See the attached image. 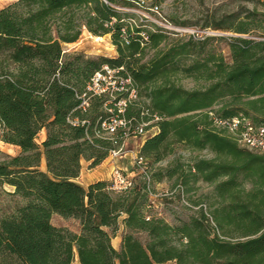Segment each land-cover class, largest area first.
Returning a JSON list of instances; mask_svg holds the SVG:
<instances>
[{
	"label": "trees",
	"instance_id": "1",
	"mask_svg": "<svg viewBox=\"0 0 264 264\" xmlns=\"http://www.w3.org/2000/svg\"><path fill=\"white\" fill-rule=\"evenodd\" d=\"M131 2L10 0L0 8V140L19 147L14 155L0 151V183L22 199L0 215V264L75 257L79 264H264V152L238 142L246 122L264 126V0L213 19L210 27L227 35L171 41L155 23H133L135 13L117 8ZM83 27L109 33L116 55L64 51ZM104 66L116 70L115 83L92 93ZM184 78L194 85L183 86ZM131 89L123 115L156 127L138 150L149 189L139 174L128 190L111 188L109 179L84 187L75 180L81 160L94 167L123 141L122 129L108 134L101 122ZM177 143L212 156L177 159L153 174L149 160H163ZM163 176L180 180L176 192L191 180L208 183V203L194 202V213L176 223L151 212L152 182ZM53 213L76 218L80 230L54 225ZM121 225L116 249L111 239Z\"/></svg>",
	"mask_w": 264,
	"mask_h": 264
},
{
	"label": "rangeland",
	"instance_id": "2",
	"mask_svg": "<svg viewBox=\"0 0 264 264\" xmlns=\"http://www.w3.org/2000/svg\"><path fill=\"white\" fill-rule=\"evenodd\" d=\"M6 5L10 0H4ZM132 4L117 5V8L125 11L135 13L136 17L128 18L131 22L144 21L146 23H155L167 33L169 40L177 38H188L192 36L194 39H201L203 35H227L228 32L215 30L210 27L213 19L218 18L220 15L228 13L238 7L245 5L249 0H131ZM5 6V5H4ZM134 23V22H133ZM150 25V24H148ZM217 45L228 55V48L224 42ZM64 51H82L85 55L95 57L99 55L114 56L116 50L111 42L110 34L93 35L85 27L82 28L81 34L74 42L63 43ZM180 82L185 87H192L193 81L190 79H181ZM144 99V96L141 97ZM156 127L153 122L149 123L148 131L141 138L145 139ZM45 130L39 131L36 137L37 143H41L44 139ZM140 139L138 137H129L125 142V148L131 153L129 156H123L119 159L128 161L132 160L133 154L138 149ZM0 151L3 153L14 155L19 151V147L0 140ZM132 156V157H131ZM212 153L207 150L191 151L181 143L174 145L173 153L165 157L163 160L150 162L149 167L154 174L160 168L165 166L174 165L178 159L180 162L189 163L195 157H211ZM84 163V162H83ZM113 164L105 165V168L100 169L99 175H108L110 168ZM114 165L122 168L124 171L133 174L132 169H124V165L117 159ZM114 166V167H115ZM40 167L45 168L44 160H42ZM85 172L88 171V165L83 164ZM180 182L176 176L168 177L163 176L160 180L154 179L152 182L154 193L158 196L154 200L151 212L163 216L170 223H176L180 220L187 219L189 215L194 213L196 206H192L194 202L208 203V196L212 190V186L201 180L193 182L190 181L188 190H184L183 196L185 203L180 195L174 189L175 184ZM187 187V186H185ZM13 188L7 183H0V215L11 212L17 205L21 204L22 199L19 195L12 193ZM167 193L162 195V193ZM59 219L63 225H69L71 228L77 227V222L71 217H63L58 213L54 214L53 220ZM139 237L144 240V235L140 234ZM75 258L71 264H79ZM164 264H172L170 262Z\"/></svg>",
	"mask_w": 264,
	"mask_h": 264
},
{
	"label": "built area",
	"instance_id": "3",
	"mask_svg": "<svg viewBox=\"0 0 264 264\" xmlns=\"http://www.w3.org/2000/svg\"><path fill=\"white\" fill-rule=\"evenodd\" d=\"M115 69H111L108 66H104L102 70L97 71L91 80V83L88 86V89L92 93H105L108 90V86H113L115 81L114 78L117 77L114 75ZM135 96V90L131 89L128 96L125 98H121L117 101V109L107 108L109 114L102 119L101 127L106 131V133L111 134L118 129H122L123 131V141L122 143L109 151L108 157L116 158L122 157L127 149L125 148V141L129 137H142L148 131L147 125L150 121L137 120L129 117H125L123 115L124 106L128 98ZM113 97V96H112ZM87 97H84L81 105L86 106ZM239 122V118L235 117L232 119V123L230 124V129H234L236 124ZM238 142L241 146L246 147L248 149L256 150L259 152H264V126L253 127L250 123H245V128L238 134ZM132 166H133V174L124 171L120 167H113L110 171L109 180L111 182V188L115 190H128L134 185V178L136 175H141L145 177L148 183L149 189V181H150V172L147 166V162L145 157L140 155L138 151H135L132 157ZM178 191L180 192L182 200L188 204L186 199L183 196V189L181 185H178ZM151 194V203L154 204V199L158 196L157 193ZM167 193H162V195H166Z\"/></svg>",
	"mask_w": 264,
	"mask_h": 264
},
{
	"label": "crops",
	"instance_id": "4",
	"mask_svg": "<svg viewBox=\"0 0 264 264\" xmlns=\"http://www.w3.org/2000/svg\"><path fill=\"white\" fill-rule=\"evenodd\" d=\"M4 5H6V3H5V1L4 0H0V8L1 7H3ZM156 131V130H155ZM155 131H153V132H155ZM152 132V133H153ZM44 137H45V133H44ZM140 139V142H139V144H138V149H136V151H138L139 150V147L141 146V144H142V142H143V140L144 139H142L141 140V138H139ZM126 142V141H125ZM15 146V145H14ZM17 147V146H16ZM131 152V151H130ZM130 152H125L124 153V155L123 156H126L127 154L130 156L131 155V153ZM122 156V157H123ZM132 157V156H131ZM119 158H121V157H116V158H110V157H107L106 159H104L100 164H98V165H96V166H94V167H89L88 166V171H90V172H85L84 171V168H83V164L85 163L86 165H88L89 164V161H87V160H85V159H82L81 160V170H80V173H79V175L76 177V181L78 182V183H80L81 185H83L84 187H86L89 183H91V182H93V181H95V180H99V179H109V177H110V171H109V173H108V175H99V172L98 171H100V169H103V168H105V165H107V164H109V163H111V164H113L112 166H111V168H110V170L115 166L114 165V162H116L117 161V159L119 160V162L120 163H122L123 165H124V169H132V160L131 161H128V159H124V160H121V159H119ZM84 162V163H83ZM12 186V185H11ZM12 188L14 189V187L12 186ZM54 214L55 213H53L52 214V216H51V222L54 224V225H56V226H67V227H69L70 229H72L73 231H75V232H78L79 230H80V223H79V221L76 219V218H72L71 217V219H73V220H75V222H77V227H75V228H71L69 225H63V224H61V222H59L58 220L59 219H55V221L53 220V218H54ZM122 230H123V226L121 225L120 226V228H119V230L117 231V233L112 237V239H111V242H112V244H113V246L116 248V249H118L119 248V246H120V241H121V232H122ZM75 259L76 260H78L77 259V257H75ZM78 262V261H77ZM79 263V262H78Z\"/></svg>",
	"mask_w": 264,
	"mask_h": 264
}]
</instances>
